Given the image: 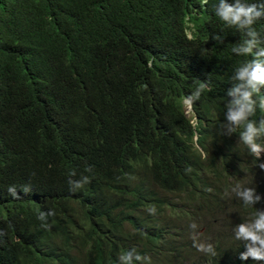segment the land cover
Instances as JSON below:
<instances>
[{
	"label": "trees",
	"instance_id": "obj_1",
	"mask_svg": "<svg viewBox=\"0 0 264 264\" xmlns=\"http://www.w3.org/2000/svg\"><path fill=\"white\" fill-rule=\"evenodd\" d=\"M218 2L0 0V264H113L131 247L94 245L74 231L58 212L54 182L77 170L92 182L115 167L135 172L136 156L147 175L162 173L170 155L156 130L158 108L190 81L216 86L199 56L218 46L215 37L235 35L215 15ZM249 180L259 203L215 195L195 215L196 226L209 221L211 239H192L189 231L163 245L181 256L179 264H264L239 259L246 249L233 232L264 211V170ZM144 185L150 189L147 178ZM200 244H212L216 255Z\"/></svg>",
	"mask_w": 264,
	"mask_h": 264
},
{
	"label": "clouds",
	"instance_id": "obj_2",
	"mask_svg": "<svg viewBox=\"0 0 264 264\" xmlns=\"http://www.w3.org/2000/svg\"><path fill=\"white\" fill-rule=\"evenodd\" d=\"M214 12L235 35L230 40L215 37L218 46L199 56L205 58L200 70L213 73L216 86L197 88L190 81L185 93L158 108L156 130L168 142L170 155L162 173L147 175L141 170L145 159L136 156L135 172L115 167L106 178L92 182L85 171L77 170L54 182L58 212L74 231L94 245H131L113 264H179L181 256L163 245L189 231L194 239L201 224L195 225V215L214 205L213 196L236 195L252 207L261 201L249 179L264 170V1L219 0ZM88 170L95 174L96 168ZM9 192L15 194V189ZM52 215L41 212L39 219ZM233 232L246 249L240 260L264 261V211L256 209L254 218ZM197 247L216 255L212 244Z\"/></svg>",
	"mask_w": 264,
	"mask_h": 264
},
{
	"label": "rangeland",
	"instance_id": "obj_3",
	"mask_svg": "<svg viewBox=\"0 0 264 264\" xmlns=\"http://www.w3.org/2000/svg\"><path fill=\"white\" fill-rule=\"evenodd\" d=\"M248 182H246L245 184H247ZM227 202H237L235 198H229ZM226 219L230 220L231 219V215L230 214H225ZM209 224V221L207 222H201V224L196 228L197 234H196V239L197 240H201V241H208L209 239L212 238V235L210 234V236H208V231L207 229L210 227H207L206 225Z\"/></svg>",
	"mask_w": 264,
	"mask_h": 264
}]
</instances>
